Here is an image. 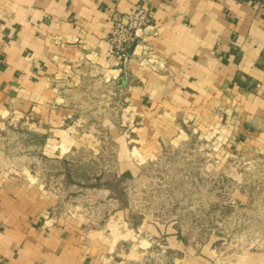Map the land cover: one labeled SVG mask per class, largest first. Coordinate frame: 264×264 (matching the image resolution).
<instances>
[{"label": "crops", "instance_id": "0c3cea01", "mask_svg": "<svg viewBox=\"0 0 264 264\" xmlns=\"http://www.w3.org/2000/svg\"><path fill=\"white\" fill-rule=\"evenodd\" d=\"M136 4L151 24L124 61L107 41L111 13ZM123 79L146 126L220 108L264 160V8L253 0H0V125L26 117L46 143L70 142L86 96ZM22 189L0 176V264H130L120 233Z\"/></svg>", "mask_w": 264, "mask_h": 264}, {"label": "rangeland", "instance_id": "374dc122", "mask_svg": "<svg viewBox=\"0 0 264 264\" xmlns=\"http://www.w3.org/2000/svg\"><path fill=\"white\" fill-rule=\"evenodd\" d=\"M126 79L86 96L70 142L46 143L11 115L0 125V176L120 233L130 264H264L260 141L241 144L220 108L146 126L128 108Z\"/></svg>", "mask_w": 264, "mask_h": 264}, {"label": "built area", "instance_id": "2783aa9c", "mask_svg": "<svg viewBox=\"0 0 264 264\" xmlns=\"http://www.w3.org/2000/svg\"><path fill=\"white\" fill-rule=\"evenodd\" d=\"M256 5L264 8V0H253ZM111 31L107 41L111 47L112 55L124 61L132 58L129 51L130 44L137 38V33L151 24V15L141 5L136 4L130 10L122 13H111Z\"/></svg>", "mask_w": 264, "mask_h": 264}]
</instances>
